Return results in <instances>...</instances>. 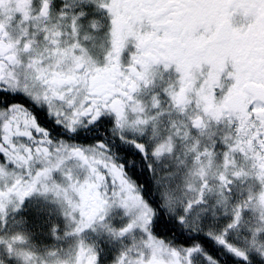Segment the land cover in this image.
I'll return each instance as SVG.
<instances>
[{"label":"snow or ice","instance_id":"obj_1","mask_svg":"<svg viewBox=\"0 0 264 264\" xmlns=\"http://www.w3.org/2000/svg\"><path fill=\"white\" fill-rule=\"evenodd\" d=\"M0 264H264V0H0Z\"/></svg>","mask_w":264,"mask_h":264}]
</instances>
